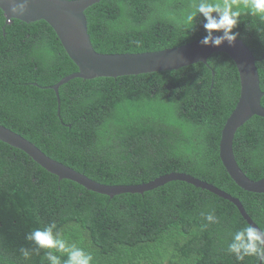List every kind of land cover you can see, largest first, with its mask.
<instances>
[{"label": "trees", "instance_id": "1", "mask_svg": "<svg viewBox=\"0 0 264 264\" xmlns=\"http://www.w3.org/2000/svg\"><path fill=\"white\" fill-rule=\"evenodd\" d=\"M191 3L100 0L84 11L91 44L100 53H138L205 36L202 17L185 22ZM239 20L233 31L255 57L264 91V21L246 13ZM4 23L0 10V124L103 184L190 174L239 199L264 229V193L239 188L218 155L220 131L239 96L229 56L215 52L205 64L176 70L71 79L58 88L57 114L54 92L45 87L77 67L44 21ZM232 148L248 178L264 177V117L238 127ZM209 212L217 223L201 215ZM53 222L54 231L92 254V264H257L227 252L231 234L247 223L226 199L183 181L109 198L59 180L0 141V264H48L46 250L26 235Z\"/></svg>", "mask_w": 264, "mask_h": 264}, {"label": "water", "instance_id": "2", "mask_svg": "<svg viewBox=\"0 0 264 264\" xmlns=\"http://www.w3.org/2000/svg\"><path fill=\"white\" fill-rule=\"evenodd\" d=\"M99 1L27 0V7L23 13L12 14L9 11L11 4L22 3L24 0H0V10L5 18L4 24L9 23L12 19L25 23L44 21L54 31L63 50L77 67L75 72L62 77L53 85L45 87L54 92L57 114L59 111L58 88L71 79L115 78L125 75L176 70L196 62L205 64L212 53L222 52L233 61L238 72L239 96L220 131L219 159L230 179L239 188L247 192L264 193V177L257 180L248 178L238 166L232 148L233 137L238 127L254 115L264 117V107L260 103L264 91L260 89L259 75L255 65L256 59L244 42L237 38L232 45L225 42L219 47L202 46L200 44V40L204 37L202 36L185 44L160 50L138 53H100L91 44L84 13L86 8ZM2 29H4V26ZM219 34L214 33V35ZM0 141L24 152L37 165L48 173L55 175L59 180H70L87 190L106 195L109 198L124 193L142 194L170 181H183L230 201L247 224L256 225L239 199L213 184L187 173L169 172L138 184H103L51 158L22 135L2 124H0Z\"/></svg>", "mask_w": 264, "mask_h": 264}, {"label": "clouds", "instance_id": "3", "mask_svg": "<svg viewBox=\"0 0 264 264\" xmlns=\"http://www.w3.org/2000/svg\"><path fill=\"white\" fill-rule=\"evenodd\" d=\"M70 2V0H67ZM27 0L22 3H12L9 11L12 14L23 13ZM258 17L264 21V0H192L185 22L194 24L198 17L203 18V29L206 35L200 40L202 46L219 47L227 42L232 45L239 33L233 30L238 26L242 14ZM214 33H220L214 35ZM208 223H217L213 212L201 214ZM56 224H46L43 228H35L26 235L36 250L44 249V260L48 264H92L93 256L76 243H69L59 231H54ZM25 259H30L28 249L21 248ZM227 252L237 261L252 257L257 264H264V229L254 224H247L231 234ZM59 253L60 255H57ZM66 256V259H62Z\"/></svg>", "mask_w": 264, "mask_h": 264}]
</instances>
